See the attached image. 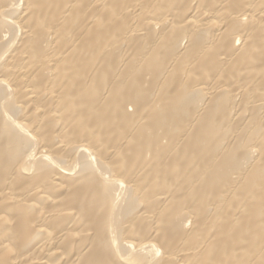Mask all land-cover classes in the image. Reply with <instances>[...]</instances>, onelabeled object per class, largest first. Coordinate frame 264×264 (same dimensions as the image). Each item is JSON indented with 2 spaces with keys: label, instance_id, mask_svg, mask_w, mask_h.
Masks as SVG:
<instances>
[{
  "label": "bare ground",
  "instance_id": "obj_1",
  "mask_svg": "<svg viewBox=\"0 0 264 264\" xmlns=\"http://www.w3.org/2000/svg\"><path fill=\"white\" fill-rule=\"evenodd\" d=\"M0 264H264V0H0Z\"/></svg>",
  "mask_w": 264,
  "mask_h": 264
}]
</instances>
